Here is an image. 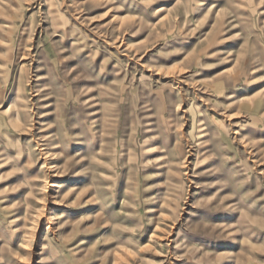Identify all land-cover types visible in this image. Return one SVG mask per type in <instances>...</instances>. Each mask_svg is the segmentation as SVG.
<instances>
[{"label": "rangeland", "instance_id": "rangeland-1", "mask_svg": "<svg viewBox=\"0 0 264 264\" xmlns=\"http://www.w3.org/2000/svg\"><path fill=\"white\" fill-rule=\"evenodd\" d=\"M0 264H264V0H0Z\"/></svg>", "mask_w": 264, "mask_h": 264}]
</instances>
